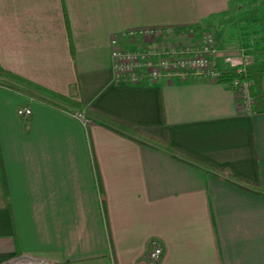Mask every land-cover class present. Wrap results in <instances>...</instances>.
I'll list each match as a JSON object with an SVG mask.
<instances>
[{
  "label": "crops",
  "instance_id": "1",
  "mask_svg": "<svg viewBox=\"0 0 264 264\" xmlns=\"http://www.w3.org/2000/svg\"><path fill=\"white\" fill-rule=\"evenodd\" d=\"M202 26L220 57L244 48L264 61V0H0L2 68L62 95L76 85L87 107L131 127L116 131L84 110L85 127L0 86V264L22 254L53 264H264V195L225 176L264 185V74L253 113L206 78L112 79L113 37L124 49L165 47L199 40ZM138 27L174 33L124 36ZM164 142L220 171L176 159ZM152 241L158 260L147 257Z\"/></svg>",
  "mask_w": 264,
  "mask_h": 264
},
{
  "label": "built area",
  "instance_id": "2",
  "mask_svg": "<svg viewBox=\"0 0 264 264\" xmlns=\"http://www.w3.org/2000/svg\"><path fill=\"white\" fill-rule=\"evenodd\" d=\"M164 32L174 33L173 29L139 28L129 29L124 36L130 39L136 37L160 36ZM110 67L112 79L122 83L141 84L142 81L190 80L192 77L206 78L212 82H219L225 71L236 73L228 87L235 90L240 99L243 112L253 113L251 106L255 99L251 95V81L247 69L254 60L244 48H238L236 53L225 54L220 57L218 37L211 30H206L197 41L190 43L152 46L151 48L124 49L115 37L110 40ZM18 114L28 117L31 109L20 108ZM72 117L80 120L86 127L89 119L84 110L71 113ZM152 248L147 254L149 259L158 260L162 253V246L152 241ZM1 264H53L38 257L27 254L14 256Z\"/></svg>",
  "mask_w": 264,
  "mask_h": 264
},
{
  "label": "trees",
  "instance_id": "3",
  "mask_svg": "<svg viewBox=\"0 0 264 264\" xmlns=\"http://www.w3.org/2000/svg\"><path fill=\"white\" fill-rule=\"evenodd\" d=\"M248 78L251 81V95L255 99L254 103L251 106V110L253 112H258V109L260 108L261 104V98H260V79L264 74V61H255L253 65H251L247 69ZM236 76V73H234L233 70H228L223 73V76L220 78L219 82L224 83L228 85L230 83L231 79ZM5 81H14L17 85H9L6 84ZM4 86L7 88L15 90L16 92L22 94L25 97H29L35 101L42 102L46 104L47 106H50L51 108H56L58 110L64 111V112H77L79 110H86L90 114H95L99 116L104 121H108L111 124L115 126L116 131H125L127 129H131V127L120 121L116 120L114 118H111L107 116L106 114H102L99 111L93 109L92 107H87L82 98L81 94L79 93V90H77V86L75 85L74 94H68V95H62L60 93H57L55 91H51L42 85H38L33 83L32 81L28 79H24L23 77L19 76L18 74L14 72H10L0 66V86ZM141 142V141H138ZM164 147H166L169 152L178 160L184 161L185 163L192 165L194 167H199L205 172H214V171H220L219 169L215 168L212 164H207L204 161L194 158L191 155L180 152L179 150L175 149L168 143L164 142L162 144ZM0 174L2 175L3 183L5 182V175L3 171V164L0 159ZM226 179L231 182L233 185H237L239 187L245 188L246 190H250L254 193H257L259 195H264V185L262 184H254L251 182L243 181L237 177H234L231 175V173H226Z\"/></svg>",
  "mask_w": 264,
  "mask_h": 264
},
{
  "label": "rangeland",
  "instance_id": "4",
  "mask_svg": "<svg viewBox=\"0 0 264 264\" xmlns=\"http://www.w3.org/2000/svg\"><path fill=\"white\" fill-rule=\"evenodd\" d=\"M200 29V28H199ZM208 30L205 26H202V28L200 30H198L197 32L200 33V35L204 32ZM252 58V57H251ZM253 59V58H252ZM46 261V260H45ZM49 262V261H48Z\"/></svg>",
  "mask_w": 264,
  "mask_h": 264
}]
</instances>
